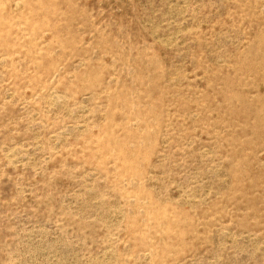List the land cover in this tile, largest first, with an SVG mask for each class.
Instances as JSON below:
<instances>
[{
    "label": "rangeland",
    "instance_id": "obj_1",
    "mask_svg": "<svg viewBox=\"0 0 264 264\" xmlns=\"http://www.w3.org/2000/svg\"><path fill=\"white\" fill-rule=\"evenodd\" d=\"M0 264H264V0H0Z\"/></svg>",
    "mask_w": 264,
    "mask_h": 264
}]
</instances>
